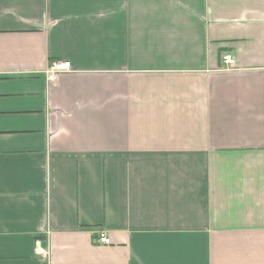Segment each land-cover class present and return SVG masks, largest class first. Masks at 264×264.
<instances>
[{
    "label": "crops",
    "instance_id": "obj_1",
    "mask_svg": "<svg viewBox=\"0 0 264 264\" xmlns=\"http://www.w3.org/2000/svg\"><path fill=\"white\" fill-rule=\"evenodd\" d=\"M0 264H264V0H0Z\"/></svg>",
    "mask_w": 264,
    "mask_h": 264
},
{
    "label": "built area",
    "instance_id": "obj_2",
    "mask_svg": "<svg viewBox=\"0 0 264 264\" xmlns=\"http://www.w3.org/2000/svg\"><path fill=\"white\" fill-rule=\"evenodd\" d=\"M225 63L227 64V68H233L234 66V60L232 55H227L225 58ZM71 70V64L70 62H56L51 65V67L48 70V74L53 76L54 74L58 72H64V71H70ZM97 244H104L109 245L111 244V239L107 236L105 232H101L99 234V237L97 239ZM35 250H37L40 254H47L46 250L43 248L41 242L38 240L35 243ZM43 256V255H41Z\"/></svg>",
    "mask_w": 264,
    "mask_h": 264
},
{
    "label": "bare ground",
    "instance_id": "obj_3",
    "mask_svg": "<svg viewBox=\"0 0 264 264\" xmlns=\"http://www.w3.org/2000/svg\"><path fill=\"white\" fill-rule=\"evenodd\" d=\"M227 55H231V54H229V53H225V54L222 55V58H221V65H224V66L226 67L227 70H233V69H235V67H236V61H235V58L233 57V60H234V66H233V68H230V69H229V68H227V64L225 63V60H224V58H225ZM35 252H36V254H38V255L47 256V254H40V253H38L37 250H35Z\"/></svg>",
    "mask_w": 264,
    "mask_h": 264
}]
</instances>
